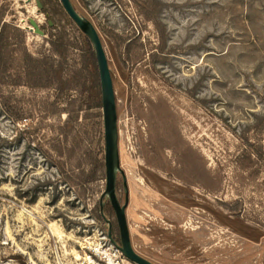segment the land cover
I'll return each instance as SVG.
<instances>
[{
	"label": "rangeland",
	"instance_id": "obj_1",
	"mask_svg": "<svg viewBox=\"0 0 264 264\" xmlns=\"http://www.w3.org/2000/svg\"><path fill=\"white\" fill-rule=\"evenodd\" d=\"M40 1L0 0L15 57L0 91V264H80L109 229L103 108L85 100L96 90L90 41L61 0ZM72 2L112 73L134 248L157 264H264V0ZM27 50L45 73L34 86L19 84ZM46 56L65 62L62 78ZM93 112L101 126L82 140ZM117 195L123 204L120 172Z\"/></svg>",
	"mask_w": 264,
	"mask_h": 264
},
{
	"label": "water",
	"instance_id": "obj_2",
	"mask_svg": "<svg viewBox=\"0 0 264 264\" xmlns=\"http://www.w3.org/2000/svg\"><path fill=\"white\" fill-rule=\"evenodd\" d=\"M39 10L43 5L40 0H36ZM66 12L78 25V27L88 36L90 39L97 58L100 82L103 98V124L105 135V167H106V188L102 194L101 202L103 209V199L108 197L114 208L118 227L120 240L117 242L112 235L111 221L107 218L109 225L108 235L109 237L120 247L123 254L135 264H157L149 258L140 254L133 246L130 228L127 220L126 209L129 204V189L127 183V177L120 164V152H119V130H118V111L116 104L115 88L112 78V73L109 67L108 58L100 38L99 32L96 29L93 22L86 16L78 12L74 6L72 0H61ZM52 23V22H51ZM29 24L27 28L40 35H44L37 21L34 18H29ZM120 172L123 176V183L125 187V201L122 204L117 195V176Z\"/></svg>",
	"mask_w": 264,
	"mask_h": 264
},
{
	"label": "trees",
	"instance_id": "obj_3",
	"mask_svg": "<svg viewBox=\"0 0 264 264\" xmlns=\"http://www.w3.org/2000/svg\"><path fill=\"white\" fill-rule=\"evenodd\" d=\"M42 8H44V5ZM8 28H9V26L7 23L2 24V27L0 28V91L2 90V85L4 83L3 73L4 72L6 73L9 69L12 68L11 65H13V61L15 60L14 50L11 47V37H10ZM17 31H18V33H23L19 28H17ZM89 41H90V39H89ZM53 45H56V47H57L56 51L58 53H62L63 51H67L65 49L62 50L61 46L63 44H58L56 42H53ZM90 45H91V49H92L91 57L93 59V65L95 66L94 67L95 70L92 74V77H93L92 88H95L96 90H95V93L93 95L91 93L89 96H87V98H85V100H88L87 104H88V108H90V109H95V105L98 101H99L98 106L100 108H103V98H102V89H101L98 62H97V58H96L94 48H92L91 41H90ZM54 53H55V50H54ZM46 58L49 60V62H47V63H49L47 71H48V74L50 75V77L53 79V81H55V79L62 78V75L64 73V72H62V70L64 69L65 62H63L62 65H59V64L53 63V61H54L53 57L46 56ZM19 60H20L19 61L20 64L18 65V67L20 69L18 72H20L21 79H22L21 83H19V84H27L30 86H34L35 76L37 77V76H40V74H45L44 71L42 70V67L40 64L41 59L34 58L30 54V52H28V50H27V51L21 52ZM91 71H93V70H91ZM78 72H80V69ZM80 74H81V72H80ZM64 80L66 82V86H63V84H61L60 86L64 89L68 90V91L71 90L73 87L77 86V80L76 79H74L73 81H71L69 83H68L67 78H64ZM98 115L99 114L94 115V112L91 114V116L88 113L84 114V117H85L84 118V125L82 127L83 134L78 132V136L81 135L82 140H83V137H84V139H86V137H88L86 135L88 134L90 129H93L96 127L100 128L101 125L99 124L98 119H97ZM100 115H102L101 112H100ZM76 118H78V114L76 115ZM72 120H74V113L72 114V110H70L69 117L66 120V123L64 124L65 127H68V126L70 127L72 125V122H73ZM78 138H80V137H78ZM53 147H56V145L54 144ZM54 150H56L58 153H60V151L57 150V148H54ZM60 150L62 151V148H60ZM95 151L96 150H94L93 152L96 154ZM96 165H97V167L99 165L100 171L102 173L105 172V176H106L105 154H102L101 151L98 152V154H97ZM96 174H97V171L93 175L96 176ZM99 206H100L99 215L104 219H107V214L105 211L107 207L109 208V211L114 212V208H113L110 200L103 206V209H102V202L101 201H100Z\"/></svg>",
	"mask_w": 264,
	"mask_h": 264
},
{
	"label": "built area",
	"instance_id": "obj_4",
	"mask_svg": "<svg viewBox=\"0 0 264 264\" xmlns=\"http://www.w3.org/2000/svg\"><path fill=\"white\" fill-rule=\"evenodd\" d=\"M86 247L89 253L78 258L80 264H131L120 247L109 237L108 232Z\"/></svg>",
	"mask_w": 264,
	"mask_h": 264
},
{
	"label": "bare ground",
	"instance_id": "obj_5",
	"mask_svg": "<svg viewBox=\"0 0 264 264\" xmlns=\"http://www.w3.org/2000/svg\"><path fill=\"white\" fill-rule=\"evenodd\" d=\"M38 23V22H37Z\"/></svg>",
	"mask_w": 264,
	"mask_h": 264
}]
</instances>
